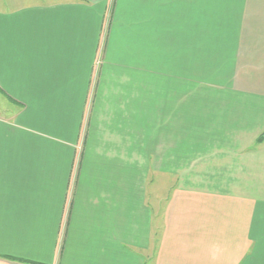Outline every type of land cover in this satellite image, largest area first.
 Listing matches in <instances>:
<instances>
[{
  "label": "crops",
  "instance_id": "obj_1",
  "mask_svg": "<svg viewBox=\"0 0 264 264\" xmlns=\"http://www.w3.org/2000/svg\"><path fill=\"white\" fill-rule=\"evenodd\" d=\"M0 264H264V0H0Z\"/></svg>",
  "mask_w": 264,
  "mask_h": 264
}]
</instances>
